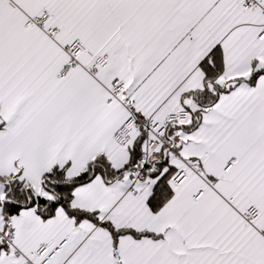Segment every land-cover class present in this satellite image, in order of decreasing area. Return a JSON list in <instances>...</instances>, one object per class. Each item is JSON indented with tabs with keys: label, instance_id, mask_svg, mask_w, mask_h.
<instances>
[{
	"label": "snow or ice",
	"instance_id": "6c2138e0",
	"mask_svg": "<svg viewBox=\"0 0 264 264\" xmlns=\"http://www.w3.org/2000/svg\"><path fill=\"white\" fill-rule=\"evenodd\" d=\"M0 264H264V0H0Z\"/></svg>",
	"mask_w": 264,
	"mask_h": 264
}]
</instances>
